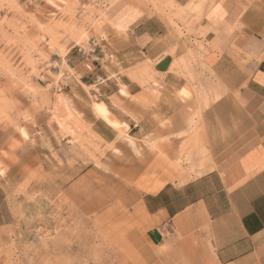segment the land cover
<instances>
[{
  "label": "crops",
  "instance_id": "0c3cea01",
  "mask_svg": "<svg viewBox=\"0 0 264 264\" xmlns=\"http://www.w3.org/2000/svg\"><path fill=\"white\" fill-rule=\"evenodd\" d=\"M200 7L191 34L126 0L108 7L88 41L96 53L67 60L81 85L111 81L101 101L128 139L73 98L63 139L90 131L112 143L118 172L158 183L137 196L143 264H264V0ZM186 156L181 168L169 162ZM3 194L0 182V204Z\"/></svg>",
  "mask_w": 264,
  "mask_h": 264
},
{
  "label": "rangeland",
  "instance_id": "374dc122",
  "mask_svg": "<svg viewBox=\"0 0 264 264\" xmlns=\"http://www.w3.org/2000/svg\"><path fill=\"white\" fill-rule=\"evenodd\" d=\"M117 1L0 0V264H143L137 196L158 183L147 184L142 172H118L112 143L90 131L64 141L61 120L66 108L78 114L73 98L128 139L127 125L101 101L111 81L82 77L81 85L67 60L77 46L89 48L98 18ZM126 1L191 34L203 0ZM76 83L81 88L69 93ZM190 160L169 162L181 168Z\"/></svg>",
  "mask_w": 264,
  "mask_h": 264
},
{
  "label": "built area",
  "instance_id": "2783aa9c",
  "mask_svg": "<svg viewBox=\"0 0 264 264\" xmlns=\"http://www.w3.org/2000/svg\"><path fill=\"white\" fill-rule=\"evenodd\" d=\"M97 45H95L94 43H90V45H89V48L86 50V49H84L83 47H81V46H77L76 47V51L79 53V54H81L83 57H84V59H85V57H86V55L88 54V53H92V54H94V53H96V50H97Z\"/></svg>",
  "mask_w": 264,
  "mask_h": 264
}]
</instances>
